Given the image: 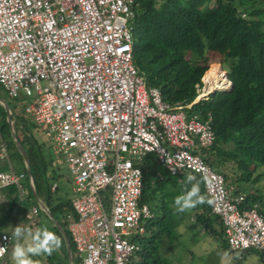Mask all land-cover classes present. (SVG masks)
<instances>
[{
	"label": "built area",
	"instance_id": "2783aa9c",
	"mask_svg": "<svg viewBox=\"0 0 264 264\" xmlns=\"http://www.w3.org/2000/svg\"><path fill=\"white\" fill-rule=\"evenodd\" d=\"M138 0H0V89L24 99L19 112L29 127L64 157L72 180L67 230L79 264H130L139 251L142 174L147 154L170 175L192 174L210 200L233 251L255 250L264 261V218L257 205L241 209L223 176L201 156L214 142L211 117L186 113L148 87L132 61L130 21ZM199 89V87H197ZM194 151V152H192ZM0 188L23 195L0 135ZM169 168H174L170 171ZM56 188L53 184L51 190ZM2 199L0 198V202ZM40 209L25 214L35 227ZM11 238L0 233V260Z\"/></svg>",
	"mask_w": 264,
	"mask_h": 264
},
{
	"label": "trees",
	"instance_id": "16d2710c",
	"mask_svg": "<svg viewBox=\"0 0 264 264\" xmlns=\"http://www.w3.org/2000/svg\"><path fill=\"white\" fill-rule=\"evenodd\" d=\"M132 10V61L146 85L157 88L166 103L191 104L185 109L188 114L195 113L202 119L211 117L215 138L210 149L200 153L205 163L217 169L224 161H231L239 171L248 173L247 160L264 163V0H138ZM212 63L220 64L232 89L216 91L193 103L197 87L202 86L201 79ZM1 92L0 89V96L12 111L13 130L26 149L35 194L63 228L73 254L74 244L67 231L66 215H75L69 197L56 196L51 190L57 176L51 155L40 133L29 127L19 112L20 102L11 98L7 101ZM0 135L14 172L23 175L21 198L14 186L0 188L1 233L11 232L18 223L26 226L25 214L36 206V201L1 108ZM2 164L0 171L6 167ZM136 165L142 174L139 204L147 205L152 217L140 222L143 234L133 239L139 251L134 253L130 264H167L160 251L175 238V220L184 213L211 237L220 238L223 251L237 263H241L247 253L259 255L253 249L233 251L228 247L221 222L210 213L211 203L199 180L196 183L203 200L190 209L177 212L173 199L190 183L186 185L184 178L170 176L153 154H147ZM222 176L226 182L227 176ZM57 189L58 186L54 191ZM243 192L241 209L259 202L257 211L264 218V201L255 193ZM157 198L159 201L153 205ZM37 219L38 224L44 220V227L60 241L51 254H41L40 264H68L59 232L42 212ZM37 225L34 228H39ZM73 261L79 264L75 257Z\"/></svg>",
	"mask_w": 264,
	"mask_h": 264
},
{
	"label": "rangeland",
	"instance_id": "374dc122",
	"mask_svg": "<svg viewBox=\"0 0 264 264\" xmlns=\"http://www.w3.org/2000/svg\"><path fill=\"white\" fill-rule=\"evenodd\" d=\"M212 56L213 60L215 61V55L212 54ZM213 64L218 65L220 70H222L220 64L212 63L209 65L206 71H208L210 66ZM223 72L224 75H226L225 71ZM201 83L202 86L197 89L198 94L194 101L200 98L198 96L203 92L205 86L203 78L201 79ZM227 85L228 86L226 89H214L207 93V95L216 91H227L229 90V84ZM1 93L2 96L6 98L7 101H9L10 97L7 96L3 90ZM11 101L13 103V100ZM16 101L20 102L21 105L25 102V100L21 98L16 99ZM39 135L44 142L45 149H47L46 151H48L51 155L50 158L57 174L54 181L52 182L57 184L58 189L57 191H53V193L59 197H62L61 195H63V197H70V190L73 187V184L64 157L61 155H54L51 151L52 143L49 141V139L45 138L41 134ZM195 153L202 157L198 151H195ZM247 165L249 173L247 171H239L237 169V165L231 161H224L220 164V168L216 169L211 167V169L215 172L221 173L224 176H227L225 183H228L234 191H250L257 194L258 197L264 201V163H259L251 159L247 160ZM158 201L159 199L157 198V200L153 201L152 204L154 205ZM257 206H259V202L257 203ZM183 215L184 220L179 222L173 229L175 238L169 245L161 249V257L166 261L167 264H221V255L224 253V251L222 249L220 238L211 237L208 232L202 229L198 224L192 222L189 223V218L186 213ZM37 222L38 219L36 220V225L38 224ZM39 222L40 223L37 226L39 228H45L44 220L41 219ZM41 257L42 255L34 256L32 258L39 261V258ZM229 258V264H264L261 257L253 252L247 253L241 263H237L235 259H232L231 255H229ZM1 264H12L10 256Z\"/></svg>",
	"mask_w": 264,
	"mask_h": 264
},
{
	"label": "clouds",
	"instance_id": "9594fccd",
	"mask_svg": "<svg viewBox=\"0 0 264 264\" xmlns=\"http://www.w3.org/2000/svg\"><path fill=\"white\" fill-rule=\"evenodd\" d=\"M169 170L172 171L174 168H169ZM193 181V175L187 174L184 178V183L186 185L190 183V186L187 187L185 191H182L181 194L174 197L173 204L177 212L190 209L203 200V197L199 194V184ZM11 237L13 240L10 253L12 264H40L38 260H34L32 257L41 256V254H51L60 243L58 237L47 228H31L28 226H21L19 223L15 227H12ZM2 250L3 249H0V251ZM229 259V254L224 252L221 255V264H229Z\"/></svg>",
	"mask_w": 264,
	"mask_h": 264
},
{
	"label": "water",
	"instance_id": "95a60500",
	"mask_svg": "<svg viewBox=\"0 0 264 264\" xmlns=\"http://www.w3.org/2000/svg\"><path fill=\"white\" fill-rule=\"evenodd\" d=\"M225 77H226V75H225ZM231 89H232V83L229 82V90H231ZM207 96L208 95H206L205 97L203 96V97H200V98L196 99V101H194V103L199 101V100H201V99H206ZM0 108L3 110V112L5 114V121L7 123L8 129H9L10 137H11L12 141L14 142L18 153L22 157V160H23V163H24V167H25V170H26V173H27V178H28V181H29V186H30V190H31L32 196L34 197L35 200H37V197H36V194H35V191H34V187H33V183H32V177H31L30 168H29V165H28V160H27L25 146L22 143L21 138L19 136H17L15 134L14 130H13L12 118H11L12 117V111H11L10 107L7 105V103L5 102V100L1 96H0ZM39 205L42 208L43 214L47 217V219L51 222V224L56 228V230L59 232V234L61 235V237L63 239V243H64L66 255H67L68 264H74L73 255H72L71 249H70L69 239L67 238V235L65 234L63 228L58 223V221L51 215V213L49 212L47 207H45L40 202H39Z\"/></svg>",
	"mask_w": 264,
	"mask_h": 264
},
{
	"label": "bare ground",
	"instance_id": "6f19581e",
	"mask_svg": "<svg viewBox=\"0 0 264 264\" xmlns=\"http://www.w3.org/2000/svg\"><path fill=\"white\" fill-rule=\"evenodd\" d=\"M203 81L205 86L202 94L198 97H203L214 89H226L228 86L227 84H229L225 78L224 72L215 64L210 66V69L204 74Z\"/></svg>",
	"mask_w": 264,
	"mask_h": 264
},
{
	"label": "crops",
	"instance_id": "0c3cea01",
	"mask_svg": "<svg viewBox=\"0 0 264 264\" xmlns=\"http://www.w3.org/2000/svg\"><path fill=\"white\" fill-rule=\"evenodd\" d=\"M2 163H0V165H1ZM2 166H4V163L2 164ZM70 175V174H69ZM28 183H29V181H28ZM226 185H227V188L229 189V191L233 194V195H238V194H243L244 192L243 191H239V192H237V191H234L233 189H232V187L228 184V183H226ZM71 194H70V197H69V200L73 197V192H72V188H71ZM247 192H250V191H247ZM252 193V192H251ZM37 197V196H36ZM38 200V201H37ZM37 200H35L36 201V206L35 207H37L38 209H40V211L39 212H42V208H41V206L39 205V202L41 203V204H43L44 205V203L37 197ZM45 206V205H44ZM46 207V206H45ZM43 213V212H42ZM37 218L38 217H36V220H37ZM182 220H184V216H181V218H180V216L179 217H177L176 218V220H175V226L179 223V222H181ZM188 222L190 223V222H192V223H195L194 222V219L193 218H189L188 219ZM174 226V227H175ZM205 231H207V230H205ZM208 232V231H207ZM3 233H5V234H7L8 236H10L11 237V232L10 231H3ZM208 234H209V232H208ZM11 240H12V237H11ZM12 244H13V240H12V242H11V245H10V248H9V253H8V255H7V258L10 256V253H11V249H12ZM7 258H5V259H7ZM3 262V260H1V262H0V264Z\"/></svg>",
	"mask_w": 264,
	"mask_h": 264
}]
</instances>
